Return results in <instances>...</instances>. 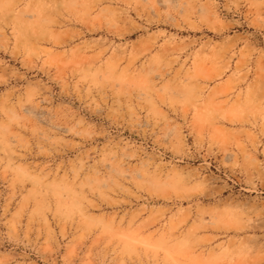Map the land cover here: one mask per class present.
Returning <instances> with one entry per match:
<instances>
[{
	"label": "rangeland",
	"instance_id": "374dc122",
	"mask_svg": "<svg viewBox=\"0 0 264 264\" xmlns=\"http://www.w3.org/2000/svg\"><path fill=\"white\" fill-rule=\"evenodd\" d=\"M264 0H0V264H261Z\"/></svg>",
	"mask_w": 264,
	"mask_h": 264
},
{
	"label": "snow or ice",
	"instance_id": "6c2138e0",
	"mask_svg": "<svg viewBox=\"0 0 264 264\" xmlns=\"http://www.w3.org/2000/svg\"><path fill=\"white\" fill-rule=\"evenodd\" d=\"M262 251H264V249H262ZM261 264H264V260L261 261Z\"/></svg>",
	"mask_w": 264,
	"mask_h": 264
}]
</instances>
